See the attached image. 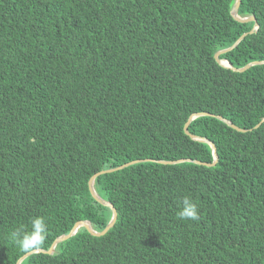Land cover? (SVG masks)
Here are the masks:
<instances>
[{
	"label": "trees",
	"instance_id": "trees-1",
	"mask_svg": "<svg viewBox=\"0 0 264 264\" xmlns=\"http://www.w3.org/2000/svg\"><path fill=\"white\" fill-rule=\"evenodd\" d=\"M236 0H0V263L264 264V63L215 54L255 25ZM259 28L220 54L264 61ZM189 132L185 124L193 114ZM218 116L231 121L241 131ZM259 124V125H258ZM180 161L163 163L162 161ZM200 161L201 163H197ZM200 219L177 213L185 197Z\"/></svg>",
	"mask_w": 264,
	"mask_h": 264
},
{
	"label": "water",
	"instance_id": "water-1",
	"mask_svg": "<svg viewBox=\"0 0 264 264\" xmlns=\"http://www.w3.org/2000/svg\"><path fill=\"white\" fill-rule=\"evenodd\" d=\"M241 2H242V0H236V2L234 3V5H233V7H232V9H231V14H232V16H233L235 19H237V20H239V21H241V22L255 21V25H254V27H253L249 32L244 33V34H243V35H242V36H241V37H240V38H239V39L233 44V46H231V47H229V48H226V49H223V50H220V51H218V52L215 54V58H216V60H217L220 64H222V65L225 66V67L231 68V69H233L234 71H244V70L248 69L249 67H251V66H253V65L264 63V61H255V62H251V63L247 64V65L244 66V67L238 68V67H234V66L232 65V63H231L230 61H228L227 59H220V58H219L220 54L225 53V52H228L229 50L233 49V48H234V47H235V46H236V45H237V44H238V43H239V42H240V41H241V40H242L247 34H248V33H252V32L256 31V30L259 28V24L257 23L255 16L251 15V16L242 17V16L239 15V8H240V5H241ZM198 115H209V113L193 114V115L189 118V120L187 121V123L185 124L184 129H185V132L191 136V138L196 139V140H199V141H203V142H208V143L212 146V148H213V153H214V157H215L214 162L212 163V165H213V164H215V162H217V160H218V154H217V151H216V146H215V144H214L212 141H210V140H208L207 138H205V137H199V136H197V135L192 134V133L189 132V124H190L191 121H192L193 119H195ZM218 117H219L220 119H222L223 121L227 122L231 127L235 128V129H238V130H241V131H245V129H242V128L238 127L236 124H234V123H232L231 121H229V120L223 118L222 116H218ZM263 121H264V118L262 119V122H263ZM258 125H259V124H258ZM186 160H189V159H182V160H179V161H162V162H163V163H178V162H180V161H186ZM139 161H140V160L132 161V162L125 163V164H123V165H121V166H118V167H115V168H110V169H107V170L100 171V172L96 173L95 175H93L92 178L90 179V181H89L90 189H91L92 194L94 195V197H95L96 199H98L100 202H102V203H104V204L110 206V207L112 208V210H113V217L111 218L110 222L108 223V225L106 226V228H105L103 231H96L95 229H93V227L91 226V223H90L89 221H87V220H81V221H78V222L74 225V227L72 228V230H71V232H70L69 234H67V235H62L61 237L57 238V239L55 240V242L52 244V246L50 247L49 250L39 249V250H37V251H33V252H48V253H53V251H54V249H55L57 243H59V242H61V241H64L65 239L71 237L73 234H75V233L77 232L78 228L81 227V226L86 227L90 233L95 234V235H102V234H105L110 228H112V227L114 226L115 222H116V219H117V210H116V208L113 206L112 203H110V202H108V201H105L104 199H102V198L97 194V192H96V190H95V187H94L95 178H96L98 175H100V174H102V173H104V172H112V171H115V170H118V169H122V168H124V167H126V166H129V165L134 164V163L139 162ZM196 162H197V163H201L200 161H196ZM33 252H28V253H26L25 255H23V256L18 260L17 264H20L22 260H24L28 255H30V254L33 253ZM0 264H1V263H0Z\"/></svg>",
	"mask_w": 264,
	"mask_h": 264
},
{
	"label": "clouds",
	"instance_id": "clouds-1",
	"mask_svg": "<svg viewBox=\"0 0 264 264\" xmlns=\"http://www.w3.org/2000/svg\"><path fill=\"white\" fill-rule=\"evenodd\" d=\"M178 217L186 221L200 219L199 206L190 197L186 196L183 206L177 213ZM48 224L44 217H35L31 220V229L11 233L12 241L25 253L39 250L47 240Z\"/></svg>",
	"mask_w": 264,
	"mask_h": 264
}]
</instances>
